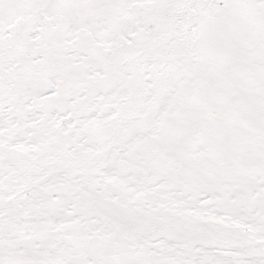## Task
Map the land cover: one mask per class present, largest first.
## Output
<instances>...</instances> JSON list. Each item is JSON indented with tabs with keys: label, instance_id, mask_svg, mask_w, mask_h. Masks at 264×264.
I'll use <instances>...</instances> for the list:
<instances>
[{
	"label": "snow or ice",
	"instance_id": "6c2138e0",
	"mask_svg": "<svg viewBox=\"0 0 264 264\" xmlns=\"http://www.w3.org/2000/svg\"><path fill=\"white\" fill-rule=\"evenodd\" d=\"M0 264H264V0H0Z\"/></svg>",
	"mask_w": 264,
	"mask_h": 264
}]
</instances>
